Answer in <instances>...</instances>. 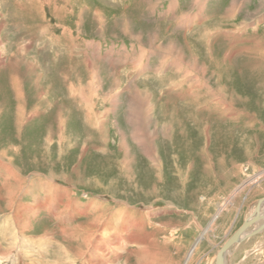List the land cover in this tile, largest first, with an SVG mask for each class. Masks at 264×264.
<instances>
[{
	"label": "rangeland",
	"instance_id": "1",
	"mask_svg": "<svg viewBox=\"0 0 264 264\" xmlns=\"http://www.w3.org/2000/svg\"><path fill=\"white\" fill-rule=\"evenodd\" d=\"M263 170L264 0H0V264H215Z\"/></svg>",
	"mask_w": 264,
	"mask_h": 264
},
{
	"label": "bare ground",
	"instance_id": "2",
	"mask_svg": "<svg viewBox=\"0 0 264 264\" xmlns=\"http://www.w3.org/2000/svg\"><path fill=\"white\" fill-rule=\"evenodd\" d=\"M44 3V2H43ZM142 41V40H141ZM99 42V41H98ZM133 49V48H132ZM135 52V51H134ZM163 61V60H162ZM175 65V64H174ZM182 66H183V64H182ZM18 87V86H17ZM14 89V88H13ZM15 90V89H14ZM17 91L19 92V88L17 89ZM132 102L133 103H136V104H138V106H140V104H142V100H141V98L140 97H138V96H133V98H132ZM143 104H145V103H143ZM146 106V105H145ZM141 109H142V107H141ZM140 110V109H139ZM144 110V109H143ZM143 110H140L141 112L143 111ZM18 113H19V111H18ZM19 119V118H18ZM136 135V134H135ZM2 153H4V152H2ZM2 155H4V154H2ZM125 162V161H124ZM262 174H264V170L262 171V172H260V173H258L256 176L258 177L259 175L261 176ZM254 177V176H253ZM256 177V178H257ZM249 180V179H248ZM249 183V182H248ZM55 186V185H54ZM64 192V191H63ZM67 192H69V191H67ZM66 192V193H67ZM263 204H264V202L262 203V205H261V207H260V211H259V216H260V220L261 219H263V217H264V213H263V209H262V207H264L263 206ZM127 211V210H126ZM129 213V212H128ZM127 215V214H126ZM125 215V216H126ZM139 216L138 218H140V219H138V228H140V230H142L143 229V221L141 222V219H142V217H146V216H149V214L148 213H146V214H142V213H138V212H135V214H129V216H128V219H130L129 217H131V216H133V217H136V216ZM217 215H218V213L217 214H215V216L213 217V220H212V222L214 221V219L217 217ZM124 216V217H125ZM127 221V220H126ZM129 221V220H128ZM261 221H263V220H261ZM261 221H259V222H257L256 223V225L255 226H257V227H255V226H253V229H251V230H245L244 232H243V234H242V236H244V235H247L248 233H250V232H252L253 230H256V228H258L257 229V232H259L262 228H263V226H264V224H261V223H264V221L263 222H261ZM130 222V221H129ZM141 222V223H140ZM128 223V222H127ZM92 224V225H91ZM129 224V223H128ZM259 224H261V225H263L260 229H259V227H258V225ZM86 225H88V226H86V227H83L81 230L84 232V233H86V235H82V238H86V240L83 242L85 245H88V243H90L89 242V240H90V238H102L103 236H102V234H104L105 232L104 231H101L100 232V230L99 229H97V227L99 226V223H97V222H92L91 221V223H88V224H86ZM134 225V224H133ZM136 226V225H135ZM210 226H211V224H209L208 225V227H206L205 229H203V231H202V234L201 235H203L206 231H208L209 230V228H210ZM125 227H126V225H125V223L123 222V224L121 225V229L122 230H125ZM249 227V226H248ZM247 227V228H248ZM255 227V228H254ZM105 229V228H104ZM96 231H98L97 232V234L96 235H94L95 234V232ZM93 234V235H92ZM90 235H91V237H90ZM95 236V237H94ZM102 236V237H101ZM87 238H89V239H87ZM105 238V237H104ZM142 238H147V236L145 235V236H143ZM199 239L200 238H198V241H199ZM98 240V239H97ZM91 241V240H90ZM100 241V240H99ZM99 241L97 242L98 244H93V246L92 247H94V250H99V248L102 246V244H101V241H100V243H99ZM197 241V242H198ZM92 242V241H91ZM196 242V243H197ZM103 243H104V241H103ZM109 243V242H108ZM196 243L192 246V248L190 249V251H189V253L187 254V257H186V260H185V264L187 263V261L189 260V258L191 257V255H192V253H193V251H194V249H195V246H196ZM110 244V243H109ZM106 245V244H105ZM234 244H232L231 246H233ZM107 246V245H106ZM230 246V247H231ZM88 247V246H87ZM229 247V248H230ZM229 248L227 249V251L226 252H228L229 251ZM105 249V248H104ZM102 250V249H101ZM88 251V250H87ZM90 251V250H89ZM225 252V253H226ZM104 253V252H103ZM78 255V254H77ZM100 255V254H99ZM224 256H225V254H224ZM95 258H97V257H95ZM98 259V258H97ZM90 260V259H89ZM224 264H225V262H224Z\"/></svg>",
	"mask_w": 264,
	"mask_h": 264
},
{
	"label": "water",
	"instance_id": "3",
	"mask_svg": "<svg viewBox=\"0 0 264 264\" xmlns=\"http://www.w3.org/2000/svg\"><path fill=\"white\" fill-rule=\"evenodd\" d=\"M263 202H264V197L257 201L252 214L243 221V223L224 241L221 247L217 250L215 257L216 258L215 264H224V254L232 244L237 243L241 241L243 238L250 237L255 233H257L258 228L248 233L247 235L242 236L243 232L247 229L248 226L260 220L259 211ZM262 226L263 225H260L259 229Z\"/></svg>",
	"mask_w": 264,
	"mask_h": 264
}]
</instances>
